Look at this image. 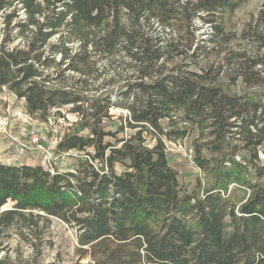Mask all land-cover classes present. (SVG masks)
<instances>
[{
	"label": "trees",
	"instance_id": "16d2710c",
	"mask_svg": "<svg viewBox=\"0 0 264 264\" xmlns=\"http://www.w3.org/2000/svg\"><path fill=\"white\" fill-rule=\"evenodd\" d=\"M248 1L0 0V93L41 120L71 107L77 128L57 150L80 155L68 172L0 163V264H13L2 256L11 232L30 242L52 219L76 230L93 264H264V94H232L211 65L192 70L229 43ZM258 27L264 50V8ZM231 59L246 84L264 64ZM115 109L126 118L107 130ZM193 132L202 195L166 154V140Z\"/></svg>",
	"mask_w": 264,
	"mask_h": 264
},
{
	"label": "rangeland",
	"instance_id": "374dc122",
	"mask_svg": "<svg viewBox=\"0 0 264 264\" xmlns=\"http://www.w3.org/2000/svg\"><path fill=\"white\" fill-rule=\"evenodd\" d=\"M263 8L264 0H249L242 5L227 24L228 34L231 36L228 38L229 43L209 52L204 58L196 59L193 68L191 67L192 70L211 65L215 71V78L232 94H264V64L258 65L253 70V75L248 76L255 81L252 84L244 83L241 75L243 71L231 65L233 54L245 53L248 57L257 60L264 59V50L260 49L261 43L258 41V37L262 36V29L258 27V18ZM1 27L0 24V36ZM197 27H199L196 34L198 38L207 40L211 28L202 26L200 21H197ZM257 72L260 76L256 75ZM96 86L99 85L96 83ZM112 92L117 93V89H112ZM70 109L71 107L63 108L60 116L56 115L55 110L50 118L41 120L27 113L24 100H19L4 88L0 93V163L12 165L29 162L42 165L51 171H73L80 157L79 153L75 151L61 153L57 150L65 134L77 128L78 116L71 113ZM110 114L113 117L106 121L107 130H116L123 122L121 118L125 119L127 114L119 109L111 110ZM33 136L40 138L44 150L30 144ZM195 141L200 142L197 132L190 133L178 143L166 140V154L170 166L178 173L183 188L190 194L202 195L203 189L210 180L194 162ZM149 144L153 146L155 141L151 140ZM47 151L50 155L46 153ZM240 155L246 156L247 153L242 151ZM261 160L264 161L262 156ZM117 170L120 171L121 167H117ZM29 240L30 242L24 241L17 231L11 232L4 245L6 249L2 256H7L13 264L30 262L93 264L88 254L84 255L78 251L76 230L57 219H52L49 229L42 235H31Z\"/></svg>",
	"mask_w": 264,
	"mask_h": 264
},
{
	"label": "built area",
	"instance_id": "2783aa9c",
	"mask_svg": "<svg viewBox=\"0 0 264 264\" xmlns=\"http://www.w3.org/2000/svg\"><path fill=\"white\" fill-rule=\"evenodd\" d=\"M30 144H32L33 146L37 147L38 149H42L44 150V148L41 146L40 144V138L37 136H33L30 140ZM48 155H50V153L47 151L46 152Z\"/></svg>",
	"mask_w": 264,
	"mask_h": 264
},
{
	"label": "crops",
	"instance_id": "0c3cea01",
	"mask_svg": "<svg viewBox=\"0 0 264 264\" xmlns=\"http://www.w3.org/2000/svg\"><path fill=\"white\" fill-rule=\"evenodd\" d=\"M23 164H25V165H30V166H35L36 164H33V163H29V162H22V163H13L12 165H23Z\"/></svg>",
	"mask_w": 264,
	"mask_h": 264
},
{
	"label": "water",
	"instance_id": "95a60500",
	"mask_svg": "<svg viewBox=\"0 0 264 264\" xmlns=\"http://www.w3.org/2000/svg\"><path fill=\"white\" fill-rule=\"evenodd\" d=\"M8 209H10V207L7 205V206H5V207L2 208L1 212L2 211H5V210H8Z\"/></svg>",
	"mask_w": 264,
	"mask_h": 264
}]
</instances>
